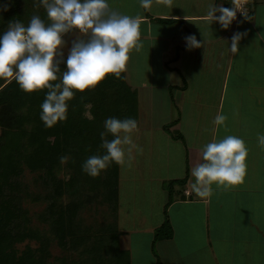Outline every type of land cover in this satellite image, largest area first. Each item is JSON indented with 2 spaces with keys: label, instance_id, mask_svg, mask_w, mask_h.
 <instances>
[{
  "label": "crops",
  "instance_id": "obj_1",
  "mask_svg": "<svg viewBox=\"0 0 264 264\" xmlns=\"http://www.w3.org/2000/svg\"><path fill=\"white\" fill-rule=\"evenodd\" d=\"M209 2L153 0L145 9L139 0L124 1L127 15L142 17V47L133 53L144 60L158 59L159 75L164 77V85L151 90L153 103H171L174 98L173 103H184L181 115L170 125L174 134L147 137L157 148L170 139L181 146L183 141L186 149L177 165L165 164L173 176L167 168L162 174L164 179H179L180 161L188 164L186 182L168 205L177 220L173 228L182 222L175 232L182 252L177 264H264V151L257 146V133H264V0H252L249 14L235 16L227 28L205 19ZM211 2L230 8L225 0ZM236 33L241 38L233 52L231 38ZM190 34L201 47L186 46L184 37ZM172 70L178 72L179 84H171ZM128 87L139 103L138 88ZM192 103H199V113ZM218 112L227 118L224 127L213 124ZM229 134L242 137L248 148L244 181L228 189L213 185L210 197H198L191 190L190 168L199 162V147ZM118 179L119 187L120 172Z\"/></svg>",
  "mask_w": 264,
  "mask_h": 264
},
{
  "label": "clouds",
  "instance_id": "obj_2",
  "mask_svg": "<svg viewBox=\"0 0 264 264\" xmlns=\"http://www.w3.org/2000/svg\"><path fill=\"white\" fill-rule=\"evenodd\" d=\"M36 0H34V3ZM45 9L47 23L33 15L27 24L10 20L0 32V80H15L25 93L44 90L40 104V120L52 127L67 118L68 103L76 92L94 89L107 76L119 78L126 67L130 51L139 52V25L142 17L130 16L110 9L108 0H38ZM153 0H139L148 9ZM235 3V0H233ZM7 4L0 8L7 11ZM237 8L223 7L209 2L205 19L217 21L227 28L235 18ZM219 13V15H217ZM75 33L70 41L65 37ZM241 38H231L230 49L237 51ZM188 48H199L195 35L184 37ZM64 68L61 71L60 65ZM59 73V76L57 75ZM226 116L218 112L213 124L224 127ZM100 132L102 154L90 155L81 169L90 177H97L111 163L124 165L130 159L134 144L132 133L137 129L133 117L105 118ZM109 134L111 139H106ZM127 146V147H126ZM257 146L264 151V133H257ZM199 162L190 168L192 192L208 198L212 186L228 189L243 183L246 174L248 148L242 137L225 135L199 147ZM67 159L61 156V162Z\"/></svg>",
  "mask_w": 264,
  "mask_h": 264
},
{
  "label": "rangeland",
  "instance_id": "obj_3",
  "mask_svg": "<svg viewBox=\"0 0 264 264\" xmlns=\"http://www.w3.org/2000/svg\"><path fill=\"white\" fill-rule=\"evenodd\" d=\"M124 1L108 0L110 9L127 14L124 9ZM1 3H5L8 6L7 11H4L3 8L0 10L1 32L6 30L10 20H20L22 23L27 24L31 16L38 15L34 0H1ZM118 3H120L119 6H117ZM219 3L222 4V2ZM225 3L223 2V4ZM75 35V33H71L65 39L70 41ZM134 51L129 52V59L122 72V77L125 84L138 88L136 92L139 94L141 101V103L139 101L136 105L138 127L132 133L133 142L139 147V151L135 147L131 148L130 153H128L130 159H127L124 165H120L116 216L117 227L119 230L124 231V234L122 233L119 238L122 243L121 246H124L129 252L130 264H177L182 252L180 251L179 241H177L179 236L175 232L179 231V225L182 222L175 225L176 229L173 228L172 223L175 224L177 220L174 219L168 205L175 200L176 191L183 184L180 185V183L174 182L171 188L173 191L169 195L170 181L174 179H166V177L164 179L162 174L167 168L166 172L173 176L168 171L170 165L165 164L167 161H172L173 165H177L175 161L186 154V149L183 141L180 140L181 146L174 141L171 142L170 139L168 142H159L157 148L147 136L152 134L163 135V132L174 134L172 129H170V125L181 115V108L184 103H173L176 100L171 97L174 91L173 87L169 88L171 94L169 96L173 102L153 103L152 88L157 85L159 87L164 85L162 84L164 77H161L158 71V69H161L159 60H144L139 55L137 57L133 53ZM162 69L167 71L164 67ZM170 74L171 79H173L171 84H179L178 72L174 70ZM7 83L4 80H0V90ZM188 104L191 105V103ZM192 105L193 107L197 106L195 114L199 113L201 109L199 103H192ZM88 107L89 105L85 106L83 115L86 118H91ZM188 110L194 113L190 107H188ZM2 135L0 130V141L2 140ZM154 137L156 139L157 136ZM167 149L169 150L168 153L165 152ZM180 165L183 171L181 170V178L179 179H183L187 172L186 167L188 168V164L186 165L183 160L180 161ZM178 169L180 170L181 167ZM22 173L20 184L15 186L18 192V201L16 199L13 200L16 204H19L20 212L27 217L31 230L28 232L30 235L22 241L11 243L8 246L11 248L8 252L17 257L24 253L26 255L25 258L29 257L27 254H33L35 257L32 259L31 264H76L78 263L77 258L84 261L85 250H88L92 243L93 232L98 231V228L104 225V222L108 221L110 223L112 221L108 205L102 204L98 200L92 202L82 200L75 207V214L71 215L69 220L58 221L57 224L47 223L44 220L48 213L46 207L50 203L48 195L51 187L44 184L41 179V173H32L26 168ZM68 177L69 171L65 167V162H61V167L56 172V178L65 182ZM71 199L66 193H63L59 199L66 213L69 211L68 208H71ZM164 222L169 225V230L167 226L161 227ZM61 227L64 228L62 230L64 234L69 231L75 235L78 233L77 231H84V237L86 236L85 244L83 242L79 247H71V243L70 245L66 243L67 246H65L61 243V234L58 232ZM64 241L67 242V240ZM87 244H89V247H87Z\"/></svg>",
  "mask_w": 264,
  "mask_h": 264
},
{
  "label": "trees",
  "instance_id": "obj_4",
  "mask_svg": "<svg viewBox=\"0 0 264 264\" xmlns=\"http://www.w3.org/2000/svg\"><path fill=\"white\" fill-rule=\"evenodd\" d=\"M34 6L38 16L47 23L45 9L38 0ZM1 27L2 24L0 32ZM60 68L62 71L64 65L61 64ZM122 74L119 78L109 75L94 89L85 90L84 93L76 92L68 103L66 120L52 127H45L39 117L44 90L25 93L15 80L0 90V130L3 134L0 141V264H31L35 257L27 254L29 257L25 258L24 253L17 257L8 252L11 243L22 241L30 235L27 217L13 200H17L15 186L20 184L25 168L32 173H41L44 184L51 187L48 195L50 203L46 207L48 213L44 220L47 223L57 224L58 221L69 220L82 200H98L108 205L112 221L104 222L98 231L93 232L84 261L77 258L76 264H130L129 252L121 246L119 238L122 231L117 227L119 165L111 163L95 178L81 169L88 156L99 155L104 151L99 134L104 131L105 118L133 117L137 121V103L128 85L123 82ZM87 105L91 118L83 115ZM105 138L111 139V136L106 133ZM61 156L67 157L64 162L69 177L65 182L56 178V172L61 167ZM186 176L187 172L183 179L170 181L169 195L174 182L182 185ZM63 193L72 198L73 206L68 208V213L59 201ZM164 226L169 230L167 222L161 227ZM63 227L58 232L65 246L71 243V247H79L86 240L84 231H77L75 235L69 231L64 234Z\"/></svg>",
  "mask_w": 264,
  "mask_h": 264
},
{
  "label": "built area",
  "instance_id": "obj_5",
  "mask_svg": "<svg viewBox=\"0 0 264 264\" xmlns=\"http://www.w3.org/2000/svg\"><path fill=\"white\" fill-rule=\"evenodd\" d=\"M229 4L230 8L232 6L236 7V14L235 16H247L251 10L252 0H225Z\"/></svg>",
  "mask_w": 264,
  "mask_h": 264
}]
</instances>
